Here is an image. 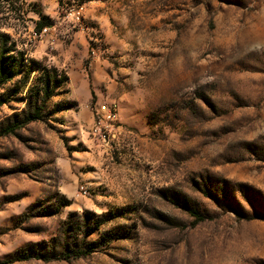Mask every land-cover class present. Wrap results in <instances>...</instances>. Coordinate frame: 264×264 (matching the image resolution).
<instances>
[{
    "label": "rangeland",
    "instance_id": "obj_1",
    "mask_svg": "<svg viewBox=\"0 0 264 264\" xmlns=\"http://www.w3.org/2000/svg\"><path fill=\"white\" fill-rule=\"evenodd\" d=\"M19 1L0 124L66 81L0 137V264H264V0Z\"/></svg>",
    "mask_w": 264,
    "mask_h": 264
},
{
    "label": "trees",
    "instance_id": "obj_2",
    "mask_svg": "<svg viewBox=\"0 0 264 264\" xmlns=\"http://www.w3.org/2000/svg\"><path fill=\"white\" fill-rule=\"evenodd\" d=\"M80 3L89 2L92 0H79ZM19 3V0H0V11H8L12 6V3ZM43 19L40 17L33 22V30L39 32L43 27H48V21H40ZM8 44V45H7ZM30 64V63H29ZM22 65V54L14 49L13 43L9 40V37L3 33H0V86L5 82L9 81L12 77L17 74L19 67ZM26 69H29V66H26ZM51 73L52 81L51 86H49L50 81L48 76H45V79L41 86V101L38 105L33 103L30 105L28 102L25 104L24 111L20 114L19 117H12L11 120L5 121L3 124H0V137L12 134L15 130L19 129L28 122L39 121L41 118V111L43 108V101L53 94L55 88L60 87L65 81L66 77L60 73L58 80L55 79L56 71L54 68H49ZM26 79V74L22 78L24 83ZM4 100L0 97V105ZM188 213L192 215L196 221H202L203 217L195 210H189ZM90 248L86 247L83 250H71L70 252H65L59 254L54 259H68V258H78L84 256L87 253H90ZM26 256H16L13 258L14 261L25 260Z\"/></svg>",
    "mask_w": 264,
    "mask_h": 264
},
{
    "label": "built area",
    "instance_id": "obj_3",
    "mask_svg": "<svg viewBox=\"0 0 264 264\" xmlns=\"http://www.w3.org/2000/svg\"><path fill=\"white\" fill-rule=\"evenodd\" d=\"M95 114H98V115L105 114V118H106V119L110 118V114H109L108 108L104 107L103 105H101V106L99 107V109H96V110H95ZM99 122H100V120H96V123H99ZM94 129H95V127H94ZM79 190H80L79 193H80L81 195H84V191L81 190V187H79Z\"/></svg>",
    "mask_w": 264,
    "mask_h": 264
}]
</instances>
